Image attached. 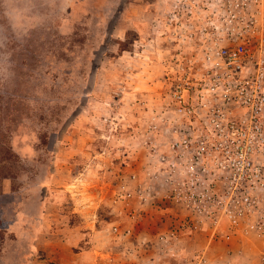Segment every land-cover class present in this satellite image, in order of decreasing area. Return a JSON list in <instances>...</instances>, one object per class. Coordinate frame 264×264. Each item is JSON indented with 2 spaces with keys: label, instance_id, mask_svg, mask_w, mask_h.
Masks as SVG:
<instances>
[{
  "label": "rangeland",
  "instance_id": "374dc122",
  "mask_svg": "<svg viewBox=\"0 0 264 264\" xmlns=\"http://www.w3.org/2000/svg\"><path fill=\"white\" fill-rule=\"evenodd\" d=\"M198 4L0 0V264H264V187L233 217L191 200L223 181L177 133L221 104L209 55L240 42ZM252 13L258 61L264 0Z\"/></svg>",
  "mask_w": 264,
  "mask_h": 264
},
{
  "label": "built area",
  "instance_id": "2783aa9c",
  "mask_svg": "<svg viewBox=\"0 0 264 264\" xmlns=\"http://www.w3.org/2000/svg\"><path fill=\"white\" fill-rule=\"evenodd\" d=\"M195 1L213 16L211 24L218 39L240 42L217 48L209 55L212 69H208L209 82L205 85L221 104L205 115L200 122L203 129L201 125L195 129L194 125L193 130L177 134L196 138L195 144L189 143L195 148L190 145L186 155L195 164L196 173L206 180L211 164L215 175L219 174L223 181L219 192L211 189L210 183L197 191L190 186L191 200L200 201L197 206L204 213L219 211L233 217L254 211L264 187V162L259 150L264 142V54L255 61V55L243 43L254 29L256 19L252 11L259 0ZM175 95L179 100L183 98L177 92ZM226 105L238 109L239 116H230ZM192 109L193 106L185 107L189 113H193ZM191 170H188L192 175L189 178L194 180L196 176Z\"/></svg>",
  "mask_w": 264,
  "mask_h": 264
}]
</instances>
